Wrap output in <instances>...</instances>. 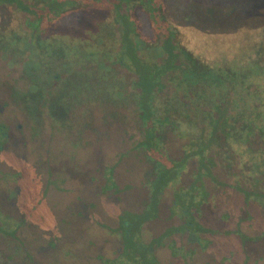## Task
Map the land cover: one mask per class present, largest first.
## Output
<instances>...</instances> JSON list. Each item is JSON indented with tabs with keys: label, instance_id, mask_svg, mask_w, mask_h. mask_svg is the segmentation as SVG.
<instances>
[{
	"label": "trees",
	"instance_id": "trees-1",
	"mask_svg": "<svg viewBox=\"0 0 264 264\" xmlns=\"http://www.w3.org/2000/svg\"><path fill=\"white\" fill-rule=\"evenodd\" d=\"M75 12H86L90 19L79 22L77 30L65 28L64 19ZM165 12L166 3L161 0H0V56H17L18 65L25 67L23 74L28 76L30 89L19 94L26 96L30 121L39 127L47 118L55 133L65 127L80 128L77 125L82 123V129L92 128L84 120L65 119L67 110L76 102L94 107L102 101L106 109L116 111L111 120L118 128L130 122L132 132H140L131 151L156 165L157 177L151 181L155 188L176 177L177 185L172 186H177L178 200L188 205L194 201L191 195L187 198L188 189L201 188L205 193L203 179L214 178V169L219 173L225 170L248 202L254 200L264 207V41H249V49L240 48L237 57L229 61L225 51L231 46L239 48L241 38H233L229 45L202 29L188 35L172 28ZM238 34L235 38L244 36L242 30ZM197 35L204 40H196ZM23 57H28L27 61H22ZM86 145L102 149L96 138ZM171 145H177L179 159L169 154ZM158 151L160 154H155ZM114 160L118 164L117 158ZM195 161L198 165L190 175L192 182L183 186ZM111 165L105 173L115 170ZM158 192H152L139 214L122 213L118 228L95 227L98 236L103 231L106 237L119 241L117 258L85 254L84 262L83 255L77 258L70 248V252L51 249L62 264H135L128 234L134 228L136 238L142 240L138 231L143 222L155 217ZM147 211L153 215H145ZM128 213L129 219L125 217ZM189 220L195 222L193 213ZM1 224L11 228L0 227V232L6 231L1 242L12 246L13 256H23L34 264L22 222L7 217ZM197 226L200 233L208 232L198 222ZM142 245L135 244L136 253L148 246L143 240ZM147 248L151 252V246ZM151 260L135 262L157 264L156 258Z\"/></svg>",
	"mask_w": 264,
	"mask_h": 264
},
{
	"label": "rangeland",
	"instance_id": "rangeland-1",
	"mask_svg": "<svg viewBox=\"0 0 264 264\" xmlns=\"http://www.w3.org/2000/svg\"><path fill=\"white\" fill-rule=\"evenodd\" d=\"M161 2L166 3L165 13L172 28L187 31L188 35L202 29L210 37L225 39L229 45H232L233 38H241L239 48L231 46L225 51V55L229 54V61L237 57L240 48L248 50L249 41H264V0ZM86 14H70L64 19V27L69 26L71 30L81 28L79 22L90 19ZM240 30L244 36L235 38ZM195 39L204 40L201 35H197ZM23 59L25 62L28 57H23L22 61ZM18 61L17 56H0V122L8 120V123L12 121L15 125L9 133L11 141L0 149V224L7 217L22 222L21 229L29 240L28 253L33 256L34 264H62L59 256L52 250L55 248L66 252H70V248L71 252L78 254L77 258L83 255L84 262L87 260L85 254H104L113 259L114 253L120 248L119 241L106 237L103 231L98 236L100 232L95 227L100 230L105 225L118 228V219L122 213L135 214L151 196L145 187L148 184L145 173L149 165L144 157L131 151V144L139 141L141 134L132 132L134 128L130 126V122H126L121 127L122 130L118 128V124L111 120L116 111L106 109L107 106L102 101H97L91 107L87 104L81 106L73 100L74 106L71 105L67 110L65 119L75 123L84 120V123L92 124V128L82 129V123L77 125L80 128L74 126L73 130L72 126L69 129L65 127L63 132L61 129L55 133L53 123L47 118L41 127L36 121L29 123L27 114L21 112L26 96L19 93H27L30 83L27 82L28 76L23 74L25 67L18 65ZM74 74L77 72H71V75ZM67 90L68 85H65L64 91ZM18 94L19 98L16 97ZM92 96L89 98H94ZM80 138L81 146L76 144ZM95 138L102 149H92V146L86 145ZM2 139L0 137V141ZM169 148L172 158L181 157L177 145ZM160 152L155 154L159 155ZM45 153L52 154V164H46L43 157ZM69 153L75 158H84L82 168L76 170L80 174H71L62 169L67 160L71 161L64 157ZM101 153L106 157H102ZM121 153L127 155L126 159L118 157ZM87 157L92 161L86 160ZM116 158L118 164L115 163ZM110 161H114L112 165ZM109 164L116 167L113 176L111 170L104 172ZM197 165L196 161L191 164L184 176L183 186L191 184L190 175ZM227 172L223 170L219 173L214 169V178L203 179L206 195L204 189H188L187 198L191 195L194 199L193 203L189 200L191 204L188 205H183L178 200L177 186H172L177 185L176 177L167 184L164 183L162 188L166 189L165 194L161 200L157 199L159 204L155 217L145 221L146 224L138 231L140 236L143 235L142 240L144 238L149 243L152 242L147 246L152 249L153 244L161 240L159 238L163 233L183 224L177 230L181 235L177 237V247L173 250L177 259H172L167 248L158 247L156 257L160 264H264V207L254 200L248 202L243 190L238 189L237 183ZM49 180L54 181L50 184ZM159 180L161 181L160 178ZM217 180L223 183L219 185ZM163 181L166 182V179ZM161 192L159 190L158 195ZM171 203L174 204L173 207ZM75 212H82V215L74 216ZM192 213L195 215V222L189 220ZM145 215L152 216L153 213L147 211ZM127 216L128 219L132 217L129 213L125 215ZM196 221L208 232L200 233ZM0 227L7 231L11 229L4 224ZM133 231L134 228L130 231L131 235L128 234L132 245L130 251L135 253L132 262L136 264L135 260L140 258L151 263V258H154L149 248L144 246V249H138L142 253L135 252L136 246L142 245V240L139 236L136 238ZM5 233L6 231L0 232V238ZM11 247L0 240V264H31L23 256H13ZM87 264L90 262L87 261Z\"/></svg>",
	"mask_w": 264,
	"mask_h": 264
},
{
	"label": "flooded vegetation",
	"instance_id": "flooded-vegetation-1",
	"mask_svg": "<svg viewBox=\"0 0 264 264\" xmlns=\"http://www.w3.org/2000/svg\"><path fill=\"white\" fill-rule=\"evenodd\" d=\"M17 97V96H16ZM16 97H14V98H16ZM13 98V99H14ZM26 100V99H25ZM25 100H24V102H25ZM23 102V103H24ZM22 106H23V104H21ZM5 106H8V104L7 103H5ZM3 108H5V107H3ZM23 109L21 110V112H23L24 114H27V117H28V119H29V121H30V115H28V112H29V108L26 106V104H24V106L22 107ZM44 110V109H43ZM10 122V121H9ZM12 122V121H11ZM8 123V120L6 121V122H4V121H2V122H0V137H3V139L0 141V149H2V146L4 145V144H7V143H9L10 141H11V137L9 136V133H11L10 132V130L15 126V125H13V123ZM29 123H31V121L29 122ZM18 127H21V124H18L17 125ZM39 126V125H38ZM34 127H36L35 125H34ZM81 138H80V141L78 142V143H81ZM70 154V156H68ZM69 154H66V155H64V157H66L65 159H71V161H69V160H67V162L65 163L68 167H66V165L64 164L63 166L65 167V168H62V169H64V170H68L69 172H71V174H74V173H78V174H80V172L79 171H76V170H80L81 168H82V161H83V159L84 158H82V159H79V158H75L74 156H71V153H69ZM50 155H52L51 153H45V156H43L44 157V159H46V164L47 165H50V164H52V162H53V159H51L50 158ZM74 155V154H73ZM38 158H40V157H38ZM37 158V159H38ZM106 161V160H105ZM145 162L149 165V169H148V171L145 173V174H147V177H148V180H147V182H148V184L145 186L146 188H147V190H148V192L150 193L149 195H151L152 194V192L154 191L155 192V190H160V191H162L161 192V194L159 195V197H158V200H161V198H162V196H163V194H165V188L163 187L162 188V186H159V187H156L155 188V184H151V181L152 182H154L155 181V179H156V177H157V167H156V165H154L152 162H150V160H148V159H146L145 158ZM116 168V167H115ZM114 171V170H113ZM159 171V170H158ZM105 172V171H104ZM112 176H113V172H112ZM151 177V178H150ZM112 180L114 181V179L112 178ZM114 183H115V181H114ZM116 185V184H115ZM151 198V196L149 197V199ZM148 199V200H149ZM158 204H159V201H158ZM171 206L173 207V204L171 203ZM142 208H143V206H142ZM141 208V209H142ZM141 209L138 211V212H136V213H140V211H141ZM135 213V214H136ZM132 214H134V213H132ZM149 220V219H148ZM145 222H143V224H144ZM146 224V223H145ZM174 228H176V227H174ZM174 228H172L171 229V231H167V233H163L162 234V236L159 238V239H161L160 241H159V243L157 242V243H154L153 244V248L151 249V253H152V256H153V258L155 259L156 258V262H157V264H160L159 262H158V259H157V257H156V251H157V249H158V247H164V248H167V246H170L171 244L173 245V249L171 250L170 248L168 249V251L171 253V256H172V259H177V254L175 253L174 255H173V250L177 247V237L179 236V235H181V234H177V231H174ZM164 234H167V236L166 237H163L164 236ZM143 236V235H142ZM165 241L164 243H162L161 241ZM147 240H145L144 238H143V242H144V244H147V245H150L152 242H150L149 243V241H147ZM152 250H153V252H152ZM121 252V248H119L118 249V251L117 252H115L114 253V257H113V259L114 258H117L118 256H119V253Z\"/></svg>",
	"mask_w": 264,
	"mask_h": 264
}]
</instances>
